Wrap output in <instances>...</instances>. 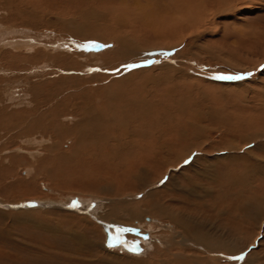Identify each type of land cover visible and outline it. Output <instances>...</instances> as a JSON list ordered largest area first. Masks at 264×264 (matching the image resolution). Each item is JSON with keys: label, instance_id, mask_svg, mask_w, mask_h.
<instances>
[{"label": "rangeland", "instance_id": "374dc122", "mask_svg": "<svg viewBox=\"0 0 264 264\" xmlns=\"http://www.w3.org/2000/svg\"><path fill=\"white\" fill-rule=\"evenodd\" d=\"M163 1L0 0V264H264V0Z\"/></svg>", "mask_w": 264, "mask_h": 264}, {"label": "bare ground", "instance_id": "6f19581e", "mask_svg": "<svg viewBox=\"0 0 264 264\" xmlns=\"http://www.w3.org/2000/svg\"><path fill=\"white\" fill-rule=\"evenodd\" d=\"M119 1V0H118ZM131 6H129L128 7V5H127V0H122V4L124 5V7H123V10L119 13L120 15L118 16V18H117V25L118 26H112L111 28L109 27V28H107L106 27V35L107 36H101L100 35V37H102V39L104 38H107L108 36H115L116 37V39H117V41H118V46H117V50H113V51H111L110 53H107V54H109L111 57H116V59L117 60H119V65L121 64V63H124V61L125 60H130V59H127L126 58V54H128V50L129 49H131V47H132V43L128 40V38H127V36L125 37V36H123V35H121L118 31L120 30V28H123V27H125V28H127V27H131V24H132V26H134V25H137V28L138 29H140V30H143L144 29V27L145 28H151L152 29V31H154L156 34H160V33H162V29L160 28V30H159V28L158 27H155L156 26V24L155 23H153V22H151V20H161V23L163 24V27L165 28V29H168V28H170V27H172L173 25H174V23H176L174 20H173V17H174V15H176L174 12H172V10H171V12L170 13H173V16L171 17L172 18V20H169L167 23H165V20H163L164 18L162 17V16H160V18H158L159 16H156L155 15V12H154V10L153 9H150V8H153V6L154 5H160V4H162V5H165V6H167V4L163 1V0H160V1H155V2H153V1H151V0H131ZM170 2V1H169ZM118 3V2H117ZM184 4V3H183ZM130 5V4H129ZM127 6V7H126ZM168 7V6H167ZM163 8V7H162ZM162 8H160L161 10H162ZM160 10V11H161ZM163 11H165V10H163ZM151 12V13H150ZM20 13H21V11H20ZM159 14H163L164 12H158ZM165 13H167V12H165ZM164 13V14H165ZM169 13V14H170ZM18 14V13H17ZM168 14V13H167ZM171 15V14H170ZM180 15V14H179ZM199 15V14H198ZM197 15V16H198ZM84 16V15H83ZM165 16H166V14H165ZM164 16V17H165ZM177 16V15H176ZM181 16L184 18L185 16H183L182 14H181ZM189 17V16H188ZM187 17V18H188ZM199 17V16H198ZM92 18H93V21L94 22H99V20H100V16H98L97 14H92ZM186 18V19H187ZM87 19V18H86ZM99 19V20H98ZM181 19V18H180ZM201 19V17H199V18H197V20H200ZM77 21V20H76ZM75 21V22H76ZM128 22H131L130 23V25H125L126 23H128ZM73 23V22H72ZM79 21H77V23L76 24H70V25H68V26H63V27H65L64 29L65 30H68L69 31V33L70 34H72L73 36H76L77 34H78V32H76V31H79L80 29H73V27H75L77 24L79 25ZM93 24H95V23H93ZM73 25H75V26H73ZM81 25H83V23L81 24ZM95 25H98V24H95ZM105 26V25H104ZM95 28H97V29H99L100 27H95ZM94 28V29H95ZM111 29V33L109 32V30ZM87 30V29H86ZM86 30H83V32H85ZM122 30V29H121ZM164 30V29H163ZM87 32V31H86ZM68 33V32H67ZM81 34V33H80ZM79 36V35H78ZM78 36H76V37H78ZM81 37V36H80ZM79 37V38H80ZM94 37V36H93ZM96 38H99V37H96ZM81 39V38H80ZM101 39V38H100ZM131 50H134L133 48L131 49ZM37 52V51H36ZM37 54V53H36ZM106 54V55H107ZM46 55V54H45ZM48 55V54H47ZM83 56V55H82ZM36 57V56H35ZM33 58H34V56H33ZM65 59V57H60V59H58V60H56L57 62H62L63 61V59ZM109 58V57H108ZM107 58V59H108ZM54 59V58H53ZM99 60V59H98ZM43 61V60H42ZM128 62V61H127ZM118 65V66H119ZM30 72V71H29ZM3 102L0 100V106H1V104H2ZM5 103V102H4ZM40 106V105H39ZM48 106V105H47ZM14 107V106H13ZM5 110H6V108L5 107H3ZM78 108V107H77ZM117 108V107H116ZM99 109V108H98ZM59 110H62L63 111V108H61V109H59V108H55V109H53L52 111H50L49 112V114H48V117L50 118V121H51V126H49V129H56V130H60V131H62V132H66L67 130L66 129H64L65 127H63L62 125L63 124H60V123H57V118H58V116L61 114L60 113V111ZM83 110V109H82ZM81 110V111H82ZM86 110V109H85ZM101 110V109H100ZM104 110V109H103ZM102 110V111H103ZM107 110H109V106H108V109ZM112 110V109H111ZM34 112L36 111L35 109L33 110ZM95 111V110H94ZM117 111V110H116ZM38 112H39V110H38ZM74 112V111H73ZM96 112V111H95ZM88 113V112H87ZM98 113V112H97ZM97 113H92V112H90L89 114V117L88 118H86V120H83L84 122H87V121H90V120H92V119H97L98 121L100 120L99 119V115L97 114ZM116 113V112H115ZM34 115H32L31 117H32V120H36V121H39L40 119L38 118V117H36V114L35 113H33ZM84 114V113H83ZM109 114H112L113 115V113H112V111L109 113ZM108 114V115H109ZM125 114V113H124ZM77 115V114H76ZM79 115V114H78ZM107 115V116H108ZM118 115V114H117ZM5 116H6V114L4 113V112H2L1 111V109H0V119H2V118H5ZM34 116V117H33ZM61 116V115H60ZM81 116V115H80ZM64 117V116H63ZM73 117V116H72ZM106 118V117H105ZM110 118H111V115H110ZM64 119V118H63ZM62 120V119H61ZM8 121L9 122H11V124L13 123V124H15L16 122H23L24 121V118H23V116H21L19 113H14V114H11L9 117H8ZM55 123H57V124H59L61 127H63V128H61V127H57L56 128V126H55ZM17 124H19V123H17ZM65 124V123H64ZM81 124V123H80ZM42 125V124H41ZM18 126V125H17ZM24 126V125H23ZM66 126V125H65ZM11 127V129L12 128H14L15 127V125H12V126H10ZM42 127V126H41ZM39 128V127H38ZM48 127H46L45 129H47ZM28 128H26L25 130H27ZM29 130V129H28ZM25 132V131H24ZM92 133V132H91ZM84 137V136H83ZM35 139V138H34ZM54 147H56V146H54ZM59 150V149H58ZM64 153V152H63ZM69 156V155H68ZM61 157V156H60ZM50 179V178H49ZM250 204L252 205V207H253V204H254V202H250ZM257 205V207H258V209H260V206L258 205V204H255L254 206H256ZM160 206V205H159ZM158 205H156V206H154V205H152V209L154 210V212H155V215H158V216H162V217H167V213H166V210H164V207H159ZM243 208H245V205H244V203H243ZM254 208V207H253ZM246 209V208H245ZM245 209H244V211H245ZM249 209V208H248ZM263 209V208H262ZM251 210V209H250ZM256 210V209H255ZM243 211V212H244ZM246 211H248V210H246ZM253 211V210H252ZM257 211V210H256ZM259 211V210H258ZM116 213V212H115ZM115 213H113V212H110V213H107L106 214V220L107 219H113V218H115L116 217V214ZM245 213V212H244ZM162 214H165L164 216L162 215ZM249 214H250V212H249ZM131 216H133L134 218L135 217H137V218H139L137 215L135 216V215H131ZM260 216H262V215H260ZM252 217V216H251ZM170 218L171 219H173L174 220V222L176 223V226H177V228L178 229H183V233H182V235L183 236H185V238L186 239H190V241L188 240L187 241V244H186V246L187 245H200V244H205V245H209L210 246V241H209V239H208V237H205V235L204 234H199V236H197V235H195V234H191V232L188 230V229H186V222H185V220H180V219H177V218H175V217H173V216H170ZM262 218V217H261ZM190 225V224H189ZM196 228V227H195ZM181 235V236H182ZM182 240V239H181ZM170 244H172V245H174V246H178L179 244H176L175 242L173 243L172 241L170 242ZM183 247V246H182ZM211 247V246H210ZM209 249L210 248H208V254H210V251H209ZM158 252V251H157ZM180 256V255H179Z\"/></svg>", "mask_w": 264, "mask_h": 264}, {"label": "snow or ice", "instance_id": "6c2138e0", "mask_svg": "<svg viewBox=\"0 0 264 264\" xmlns=\"http://www.w3.org/2000/svg\"><path fill=\"white\" fill-rule=\"evenodd\" d=\"M129 67H132V66H129ZM186 163H187V161H186ZM73 206H75V205H73ZM119 231H128V229H119ZM110 247L112 246L111 244L109 245ZM230 259L232 258V257H229ZM236 259H243V257H236Z\"/></svg>", "mask_w": 264, "mask_h": 264}]
</instances>
